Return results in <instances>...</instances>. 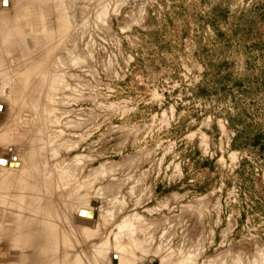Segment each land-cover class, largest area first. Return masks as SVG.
Wrapping results in <instances>:
<instances>
[{"label": "rangeland", "instance_id": "374dc122", "mask_svg": "<svg viewBox=\"0 0 264 264\" xmlns=\"http://www.w3.org/2000/svg\"><path fill=\"white\" fill-rule=\"evenodd\" d=\"M59 1L0 0V264L34 176L68 264H264V0Z\"/></svg>", "mask_w": 264, "mask_h": 264}, {"label": "bare ground", "instance_id": "6f19581e", "mask_svg": "<svg viewBox=\"0 0 264 264\" xmlns=\"http://www.w3.org/2000/svg\"><path fill=\"white\" fill-rule=\"evenodd\" d=\"M43 1H45V0H43ZM2 2V1H1ZM46 4H48L49 3V0H46ZM69 2L72 4V2H71V0H60L59 2H57V4H58V8H57V10H56V15L57 14H59V16L60 17H63L64 15H65V13H66V9H71V8H69L68 7V4H69ZM45 3V2H44ZM2 4V3H1ZM0 4V5H1ZM40 4H42V1H41V3ZM53 4V3H52ZM43 5V4H42ZM47 6V5H46ZM70 6V5H69ZM40 7H42V6H40ZM55 8V9H56ZM48 11V10H47ZM82 11V10H81ZM44 12V11H43ZM101 13V12H100ZM40 14V13H39ZM48 14V13H47ZM51 15V14H50ZM42 17V16H41ZM50 17V16H49ZM57 19H58V17H56ZM59 19H61V18H59ZM57 21V20H56ZM60 21H63L62 19L60 20ZM67 21V20H66ZM69 21V20H68ZM44 22V21H43ZM64 22V21H63ZM51 25V24H50ZM60 25V24H59ZM71 25V24H70ZM47 26V25H46ZM63 26H65V25H61V28L63 29ZM52 27V26H51ZM66 27V26H65ZM70 28V27H69ZM45 30V29H44ZM49 33V32H48ZM66 33H67V31H66ZM68 34V33H67ZM56 35V34H55ZM49 36V35H48ZM66 36V35H65ZM65 36H63V37H65ZM43 38V37H42ZM44 38H46V35L44 36ZM42 40V39H41ZM43 41V40H42ZM49 42V41H48ZM45 43H47V41L45 42ZM77 59V58H76ZM32 66V65H31ZM34 66V65H33ZM35 68V66L33 67V69ZM30 70H31V68H29ZM29 70V71H30ZM28 71V73H30ZM33 72H34V70H32ZM45 71V70H44ZM46 72V71H45ZM28 73H25L24 74V79H26L28 76H27V74ZM31 74V73H30ZM32 78V77H31ZM30 77H29V79H31ZM49 78H50V76H49ZM1 109V108H0ZM5 110V109H4ZM4 110L2 111V112H4ZM1 114H0V118H1ZM51 160V159H50ZM78 160V159H77ZM79 161V160H78ZM40 162V161H39ZM38 162V163H39ZM43 161H41V163H42ZM46 162V161H45ZM77 163V162H76ZM58 164V163H57ZM80 164V163H79ZM81 164H82V162H81ZM42 165V164H41ZM43 165H46L45 163H43ZM39 166H40V163H39V165L36 163V162H34V163H29L28 164V166L26 167V170L25 171H28L29 172V174L31 173V175H32V173L33 174H37V172H38V170H39ZM59 166V165H58ZM62 166V165H61ZM64 166V165H63ZM77 166V165H76ZM75 166V167H76ZM83 166V165H82ZM43 167V166H42ZM79 167V166H78ZM78 167H77V169H78ZM55 168V167H54ZM53 168V169H54ZM73 168V167H72ZM82 168V167H81ZM43 169V168H42ZM68 169H69V167H68ZM74 169V168H73ZM72 169V170H73ZM77 169H76V171H77ZM41 170V169H40ZM44 170V169H43ZM50 169H48V171H49ZM65 170V169H64ZM70 170V169H69ZM81 170V169H80ZM46 171V170H45ZM48 171H46V172H48ZM67 171V170H66ZM83 171V170H82ZM42 172V171H41ZM46 172H42L43 174H45V176L46 175H48L49 176V174H46ZM60 172V171H59ZM39 174H40V172H38ZM51 173V172H50ZM6 174V173H5ZM4 174V175H5ZM38 174V175H39ZM43 174L42 175H40V176H43ZM58 174H60V173H58ZM62 174V173H61ZM64 174V176H66V174L67 173H63ZM51 175L53 176V173H51ZM26 176V175H25ZM58 176V175H57ZM60 176V175H59ZM64 176H62V177H64ZM68 176V175H67ZM67 176L66 177H64V179H66L67 180ZM35 177L36 176H34L33 177V181L31 182V185L34 187V188H39L40 189V192L43 194V193H47V196L46 197H49L48 198V200H47V203H46V205H44V206H41V204L39 203H37V208L35 207V208H33V210L31 209H27V208H24L21 204H20V208L22 209V210H15V208L13 209V210H15L16 211V216L18 215V214H20L19 216H21V218L18 220V222H17V224H16V226L11 230V235L9 236V235H5L4 237H6V236H9V237H7V239L8 240H10V242H8V240L6 241V240H4L5 242V244H7V243H11L12 245H14V247H15V249L16 248H19V247H21L22 249H23V253H24V256H25V260L26 261H24L23 260V262L21 263V264H23L24 262V264H68V256H69V248H70V240H69V238H71V237H68V232L66 233L65 232V230L63 229V228H65L64 226H62L64 223H66L67 224V222H68V220H67V222H64L63 221V217H62V220H56V218L57 217H59L60 218V214H59V216H57V213L55 212V210H54V205L56 204L57 205V203H55V204H53L55 201H53L52 200V194H54L53 192V190H52V185H51V183H50V185H51V187H49L48 186V181H50V180H46V179H44V178H42V181L39 179L38 181H37V179L39 178H37V179H35ZM1 178V177H0ZM51 178H54V176L53 177H51ZM55 178H56V176H55ZM49 179V178H48ZM63 179V180H64ZM0 180H2L1 181V183H0V199H2V200H4V202H0V203H3V204H6L7 203V200H6V198L8 199V187L7 186H5V184H4V181H5V178H1ZM54 180V179H53ZM57 180V179H56ZM7 181V180H6ZM5 181V182H6ZM51 182H52V180H51ZM55 182V181H54ZM7 183V182H6ZM10 183V182H9ZM73 183H75V182H73ZM65 184V183H64ZM63 187V186H62ZM60 188V187H59ZM66 188V187H65ZM64 188V189H65ZM67 189V188H66ZM66 191V190H65ZM50 192V193H49ZM68 192V191H67ZM65 193V192H64ZM44 198H45V196H44ZM54 198V197H53ZM55 199V198H54ZM58 200V199H57ZM56 200V201H57ZM64 200V199H63ZM59 201V200H58ZM60 202V201H59ZM62 203V202H61ZM66 203V202H65ZM8 204V203H7ZM59 204V203H58ZM9 205V204H8ZM7 205V206H8ZM10 206V205H9ZM60 206H58L57 205V207H56V209H58ZM62 207V206H61ZM60 207V209H62ZM3 208V207H2ZM64 208H66V207H64ZM63 208V209H64ZM88 208V207H87ZM26 209V210H25ZM60 209L58 210V212L60 211ZM62 209V210H63ZM71 210V209H70ZM78 211V210H77ZM71 212V211H70ZM70 212H68V214H70ZM66 213V214H65ZM87 213V212H86ZM96 213V212H95ZM62 214H63V212H62ZM64 214H65V217L67 218V219H70V218H68V214H67V210H65V212H64ZM76 214H78V213H76ZM82 215V214H81ZM83 215H84V213H83ZM86 215V214H85ZM15 216V217H16ZM62 216H64V215H62ZM11 218V217H10ZM65 218V219H66ZM83 218H85V217H83ZM82 218V219H83ZM18 219V218H17ZM78 219H79V217H78ZM59 221H62L61 223V227L62 228H60V226H58L59 225ZM66 221V220H65ZM82 221V220H81ZM15 221H14V223H16ZM64 222V223H63ZM56 223H58V225L56 224ZM73 224V223H72ZM123 224V223H122ZM11 225V224H10ZM10 225H9V228H10ZM12 225H13V223H12ZM66 226H68V225H66ZM69 227H70V225H69ZM69 227H67V228H65L66 230L67 229H69L70 230V228ZM12 228V227H11ZM7 229V228H6ZM63 229L64 231H63V234L60 236V234L61 233H59V232H61V230ZM60 230V231H59ZM68 230V231H69ZM9 230H6V232L5 233H9L8 232ZM9 233V234H10ZM11 237V238H10ZM1 238V237H0ZM3 238V237H2ZM91 241V240H90ZM2 242V241H1ZM81 244V243H80ZM18 246V247H17ZM77 246V245H76ZM13 247V248H14ZM97 247V246H96ZM20 248V249H21ZM11 249V248H10ZM14 249V250H15ZM96 250V249H95ZM11 251H13V250H11ZM104 251V250H103ZM10 252V251H9ZM101 252V251H100ZM22 253V252H21ZM23 253H22V255H23ZM103 254V253H102ZM101 254V255H102ZM154 255V254H153ZM23 256V257H24ZM22 257V256H21ZM46 257H49V259H45ZM81 257V256H80ZM78 258V257H77ZM113 258V257H112ZM98 259V258H97ZM80 261V260H79ZM123 262H125V261H123ZM120 263V262H119ZM118 263V264H119ZM148 263V262H147ZM149 264V263H148Z\"/></svg>", "mask_w": 264, "mask_h": 264}, {"label": "water", "instance_id": "95a60500", "mask_svg": "<svg viewBox=\"0 0 264 264\" xmlns=\"http://www.w3.org/2000/svg\"><path fill=\"white\" fill-rule=\"evenodd\" d=\"M88 216H90V215H88Z\"/></svg>", "mask_w": 264, "mask_h": 264}]
</instances>
